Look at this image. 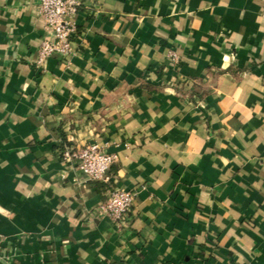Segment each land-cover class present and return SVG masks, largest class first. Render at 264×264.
Instances as JSON below:
<instances>
[{"label": "crops", "instance_id": "1", "mask_svg": "<svg viewBox=\"0 0 264 264\" xmlns=\"http://www.w3.org/2000/svg\"><path fill=\"white\" fill-rule=\"evenodd\" d=\"M37 1L0 0V264H264V0H80L41 62Z\"/></svg>", "mask_w": 264, "mask_h": 264}, {"label": "built area", "instance_id": "2", "mask_svg": "<svg viewBox=\"0 0 264 264\" xmlns=\"http://www.w3.org/2000/svg\"><path fill=\"white\" fill-rule=\"evenodd\" d=\"M80 4V0L37 1V12L44 22L47 33L38 49L39 62L55 55L70 54V43L77 31L72 17L77 13ZM169 61L173 64L177 63L178 56L175 52L169 54ZM60 156L92 181L106 180V173L116 159L114 154L104 152L96 143L65 144ZM133 200V191L114 189L99 205V212L106 214L116 226H125L129 223Z\"/></svg>", "mask_w": 264, "mask_h": 264}]
</instances>
